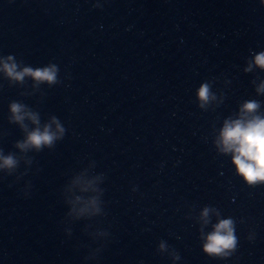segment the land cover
<instances>
[{"label": "water", "instance_id": "obj_1", "mask_svg": "<svg viewBox=\"0 0 264 264\" xmlns=\"http://www.w3.org/2000/svg\"><path fill=\"white\" fill-rule=\"evenodd\" d=\"M261 54L264 0H0V264H264V178L222 142L264 119Z\"/></svg>", "mask_w": 264, "mask_h": 264}, {"label": "clouds", "instance_id": "obj_2", "mask_svg": "<svg viewBox=\"0 0 264 264\" xmlns=\"http://www.w3.org/2000/svg\"><path fill=\"white\" fill-rule=\"evenodd\" d=\"M256 64L264 68V54L256 57ZM5 70L10 75H17V78H22L23 75L27 74L49 82L55 80L54 68L36 71L27 68L24 73L16 74L15 65L6 64ZM200 95L202 98H207L208 89L206 86L201 89ZM257 108L256 103L249 102L244 106V111L251 115ZM13 111L18 113L20 107L13 105ZM17 119H22V117L17 116ZM54 139V135L46 128L43 132L39 130L32 132L28 137V144L39 148L41 145L51 144ZM222 142L226 151H234V163L242 175H245L249 180L264 178V119L254 116L247 121L237 120L226 124L222 132ZM25 146L21 145V147ZM13 165L14 161L11 157L5 159V167H12ZM234 243L231 221H222L216 227L215 232L209 235L205 249L209 253H217L224 248L233 246Z\"/></svg>", "mask_w": 264, "mask_h": 264}]
</instances>
